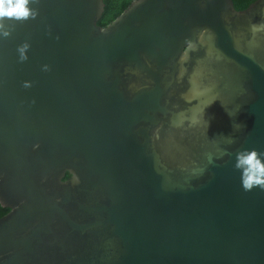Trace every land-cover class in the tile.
<instances>
[{"label":"water","instance_id":"water-1","mask_svg":"<svg viewBox=\"0 0 264 264\" xmlns=\"http://www.w3.org/2000/svg\"><path fill=\"white\" fill-rule=\"evenodd\" d=\"M31 6L0 37V264H264L233 166L264 151V0Z\"/></svg>","mask_w":264,"mask_h":264},{"label":"clouds","instance_id":"clouds-1","mask_svg":"<svg viewBox=\"0 0 264 264\" xmlns=\"http://www.w3.org/2000/svg\"><path fill=\"white\" fill-rule=\"evenodd\" d=\"M33 4H39V0H0V37L8 38L12 33V29L6 25V21L22 23L29 19H35L38 9L32 7ZM29 48L30 45L27 41L17 46L20 62L28 59L27 50ZM42 70H50L49 65H43ZM31 86V81H23V87ZM229 115L232 114L229 113ZM243 127L239 123L233 125L236 131ZM233 166L240 171V181L244 191H251L255 187L264 190V151H258L255 148L241 149L235 153Z\"/></svg>","mask_w":264,"mask_h":264},{"label":"trees","instance_id":"trees-1","mask_svg":"<svg viewBox=\"0 0 264 264\" xmlns=\"http://www.w3.org/2000/svg\"><path fill=\"white\" fill-rule=\"evenodd\" d=\"M104 1V11L98 20L100 26H106L114 18H116L132 0H103ZM234 7L236 9H244L254 0H232ZM69 176L68 173L65 174L64 179ZM9 211L8 208L2 207L0 205V217L6 214Z\"/></svg>","mask_w":264,"mask_h":264}]
</instances>
